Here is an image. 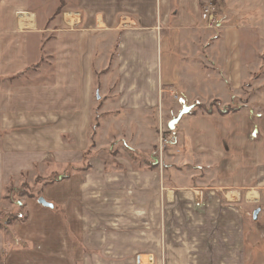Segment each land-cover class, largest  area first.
I'll list each match as a JSON object with an SVG mask.
<instances>
[{"label": "crops", "instance_id": "0c3cea01", "mask_svg": "<svg viewBox=\"0 0 264 264\" xmlns=\"http://www.w3.org/2000/svg\"><path fill=\"white\" fill-rule=\"evenodd\" d=\"M64 2L61 15L50 20L58 0H0V205L11 172L30 166L21 160L30 150L44 152L52 138V148L63 152L64 133L71 135L72 148L84 149V134L107 95H114L117 110L127 113L150 109L151 96L162 82L176 88L190 80L203 87L207 81L201 76H210L224 92L230 84L235 94L241 92V63L234 46L223 51L219 65L209 55V70L199 69L204 49L192 53L199 50L193 45L204 31L203 0ZM113 40L121 80L112 93L97 83L95 60L105 58ZM195 61L199 66L194 67ZM254 103L250 98L241 111L228 116L179 121L175 131L185 121L179 132L182 146L189 147V158L202 159L208 178L199 186H162V218L139 197L119 198L125 214H87V183L73 176L45 188L42 198L52 208L37 200L20 203L28 221L0 229V264H160L154 255L143 254L145 224L159 230L160 218L164 264L254 262L255 234L264 245V116L255 115ZM150 174L127 187L152 181L155 188H150L159 191V176Z\"/></svg>", "mask_w": 264, "mask_h": 264}, {"label": "rangeland", "instance_id": "374dc122", "mask_svg": "<svg viewBox=\"0 0 264 264\" xmlns=\"http://www.w3.org/2000/svg\"><path fill=\"white\" fill-rule=\"evenodd\" d=\"M58 1V7L62 12L66 3L64 0ZM211 1L215 5L214 24L210 27L202 21L203 28H200L204 31L198 34L200 43L193 45L199 47V50L192 53L199 55L203 48L205 61H200L202 67L200 66L199 69L209 70L211 69L207 65V62L211 63L209 55H212L219 65L223 51L234 46L235 53H239L241 63V92L235 94L231 84L224 92L216 84L218 80L210 76H201L203 81H207V86L203 87L190 80H185L176 88L162 82L157 85L156 93L151 96L154 105L150 109L137 111L128 109L127 113L117 110L114 95H107V102H99L96 117L91 120L84 134L86 138L83 150L72 148L71 135L64 133L63 143L67 145L63 152L52 148L55 140L50 141L52 138H48L50 145L43 150L44 152L41 151L42 155L38 154L41 153L39 151L30 150L28 156L21 158L24 162L28 161L30 166H26L25 168L28 169L25 171L11 172V184L5 188L2 199L5 202L0 205V229L26 223L28 211L20 203L23 204L27 199L36 201L43 196L45 188L60 181H67L73 176L79 175L87 183L84 189L86 201L83 206V212L87 214L102 215L109 212L115 214L116 211H118L116 215L125 214L124 210L120 211L122 206L119 205L121 202L119 198L139 197L145 204L151 203L153 211L161 214V218L164 207L160 209L158 201L160 203L165 194L162 186L191 187L207 182L205 180L208 174L203 171L202 159L189 158L187 151L189 147L182 146L181 138L184 137L179 132H182V128L184 130L185 121L181 123L179 130L171 132L167 124L185 107L190 108L189 113L181 120H196L195 118L205 116H228L241 111L250 98H255L253 109L255 115L264 116V0ZM54 12L50 20L61 15L60 13L55 17ZM225 39L226 42L231 40L232 44H226ZM206 47L209 48L207 53ZM117 48L118 45L113 40L111 51L105 58L102 56L95 60L98 70L97 83L100 82L101 88H107L112 93L120 85L121 80L115 63ZM187 49L190 52L187 57H190L192 48L188 46ZM46 62L43 60L41 64L45 65ZM195 63L198 62H194V67H196ZM39 64L38 66L41 65ZM38 66H34L33 69ZM214 70L218 71L216 66ZM199 167L202 168L201 171ZM151 172L159 176V191L150 188L154 185L152 181L137 189L127 187L134 184L135 179L137 177L140 179L142 175L144 178L145 176L150 178ZM170 174H176L178 179ZM106 198L112 199V203L105 201ZM7 204L11 205V211ZM161 218L159 230L145 224L147 233L143 235V254L154 255L156 261L159 260L160 264H164L166 250L162 241ZM149 229L151 234L147 231ZM251 245L255 251L254 262L250 264H264V245L259 233L255 234Z\"/></svg>", "mask_w": 264, "mask_h": 264}, {"label": "built area", "instance_id": "2783aa9c", "mask_svg": "<svg viewBox=\"0 0 264 264\" xmlns=\"http://www.w3.org/2000/svg\"><path fill=\"white\" fill-rule=\"evenodd\" d=\"M202 6L203 7L200 10V19L212 27L214 24L215 5L211 0H203Z\"/></svg>", "mask_w": 264, "mask_h": 264}, {"label": "water", "instance_id": "95a60500", "mask_svg": "<svg viewBox=\"0 0 264 264\" xmlns=\"http://www.w3.org/2000/svg\"><path fill=\"white\" fill-rule=\"evenodd\" d=\"M189 109L190 108H187L185 107L184 109L181 110V112L179 113V115L174 119V120H171L168 124H167V128L168 130L171 132V131H174L175 130V127L178 125L179 121L181 120V118L188 114L189 113ZM37 203L41 206V207H44V208H52L51 204L47 203L42 197H39L37 199ZM257 213V212H256Z\"/></svg>", "mask_w": 264, "mask_h": 264}, {"label": "trees", "instance_id": "16d2710c", "mask_svg": "<svg viewBox=\"0 0 264 264\" xmlns=\"http://www.w3.org/2000/svg\"><path fill=\"white\" fill-rule=\"evenodd\" d=\"M61 13L60 7H58L55 12H54V16L56 17L57 15H59Z\"/></svg>", "mask_w": 264, "mask_h": 264}]
</instances>
